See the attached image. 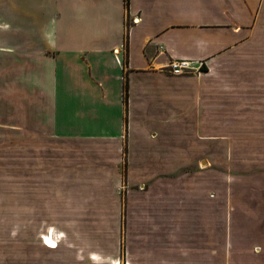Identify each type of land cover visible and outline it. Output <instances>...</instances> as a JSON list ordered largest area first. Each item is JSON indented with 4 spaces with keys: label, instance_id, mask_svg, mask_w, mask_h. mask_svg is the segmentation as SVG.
<instances>
[{
    "label": "crops",
    "instance_id": "1",
    "mask_svg": "<svg viewBox=\"0 0 264 264\" xmlns=\"http://www.w3.org/2000/svg\"><path fill=\"white\" fill-rule=\"evenodd\" d=\"M238 48L244 70L264 68V0H0V145L18 148L16 225L52 227L46 200L80 194L70 179L117 175L123 162L128 202L72 204L60 213L126 225L130 264H179L185 195L195 188L185 175L216 160L215 92L201 68ZM174 61L188 62L194 74L172 73ZM8 163L0 160V264L11 257ZM196 191L195 202L210 209L208 193ZM42 235L18 236L14 264L123 258L60 251L62 238L52 233V247Z\"/></svg>",
    "mask_w": 264,
    "mask_h": 264
},
{
    "label": "rangeland",
    "instance_id": "2",
    "mask_svg": "<svg viewBox=\"0 0 264 264\" xmlns=\"http://www.w3.org/2000/svg\"><path fill=\"white\" fill-rule=\"evenodd\" d=\"M244 68L239 48L222 56L210 68H201L207 70L215 92V96H211L215 100L211 102L215 101L217 122L216 160L206 170L203 164L196 163L192 169L200 172L185 175L186 186L195 188L185 195L184 258L178 260L179 264H264V101L260 100L264 98V68ZM181 74L194 72L188 67ZM17 150L16 146L0 145V160H9L8 167L12 169L8 172V185L3 181L10 208V264L16 261V247L23 236L27 240L33 235H49V232L64 240L57 248L60 251H89L102 255L116 251L123 257L121 264H130L126 259V225H107L108 221L97 218L83 220L75 209L68 218L60 213L66 205L72 204L74 207L77 204L78 207L94 206L117 198L122 204L128 202L127 165L117 163V175L101 170L70 179L69 186H79L83 191L60 195L58 201H45L54 210L52 227L44 224L46 221H41L39 227H18L16 205L21 196L16 179ZM52 153L58 152L53 150ZM111 175H114L112 180L108 177ZM197 189L208 193L214 204L210 209L195 202L201 198ZM44 199L41 196L42 203ZM198 220H211V225H198ZM93 256L97 258L98 255Z\"/></svg>",
    "mask_w": 264,
    "mask_h": 264
},
{
    "label": "built area",
    "instance_id": "3",
    "mask_svg": "<svg viewBox=\"0 0 264 264\" xmlns=\"http://www.w3.org/2000/svg\"><path fill=\"white\" fill-rule=\"evenodd\" d=\"M137 17H133L132 18V22L135 23L137 21ZM190 67L189 63L186 61H174L171 63V71L172 73L175 74H181L182 72H184V70L186 68ZM50 236H52L51 232L48 233ZM43 239V236H42ZM51 246L53 247L57 245L56 241H54V243H50ZM48 246V244H46Z\"/></svg>",
    "mask_w": 264,
    "mask_h": 264
},
{
    "label": "trees",
    "instance_id": "4",
    "mask_svg": "<svg viewBox=\"0 0 264 264\" xmlns=\"http://www.w3.org/2000/svg\"><path fill=\"white\" fill-rule=\"evenodd\" d=\"M125 5L128 4V0H124ZM127 59L124 58L123 63L124 65H126ZM123 100H124V104L125 107L127 108V104H128V78L127 76H124V84H123Z\"/></svg>",
    "mask_w": 264,
    "mask_h": 264
},
{
    "label": "bare ground",
    "instance_id": "5",
    "mask_svg": "<svg viewBox=\"0 0 264 264\" xmlns=\"http://www.w3.org/2000/svg\"><path fill=\"white\" fill-rule=\"evenodd\" d=\"M44 239L43 240H46V242L48 243H54L52 238L49 236V235H43Z\"/></svg>",
    "mask_w": 264,
    "mask_h": 264
}]
</instances>
